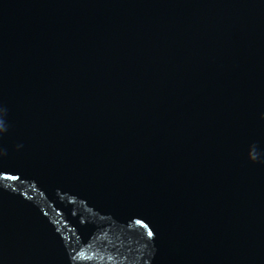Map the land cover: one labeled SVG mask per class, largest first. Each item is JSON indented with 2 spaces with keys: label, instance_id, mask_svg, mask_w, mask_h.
Here are the masks:
<instances>
[{
  "label": "water",
  "instance_id": "water-1",
  "mask_svg": "<svg viewBox=\"0 0 264 264\" xmlns=\"http://www.w3.org/2000/svg\"><path fill=\"white\" fill-rule=\"evenodd\" d=\"M0 264H264V0H0Z\"/></svg>",
  "mask_w": 264,
  "mask_h": 264
}]
</instances>
